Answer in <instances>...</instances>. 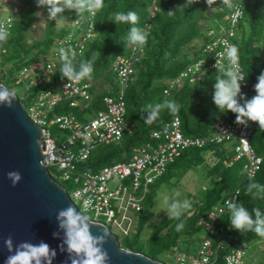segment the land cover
<instances>
[{
  "label": "trees",
  "instance_id": "1",
  "mask_svg": "<svg viewBox=\"0 0 264 264\" xmlns=\"http://www.w3.org/2000/svg\"><path fill=\"white\" fill-rule=\"evenodd\" d=\"M153 1L157 8L152 18V27L148 33L147 43L143 45L144 56L136 64L132 80L124 92L125 118L133 125L132 132L125 133L117 143L97 146L87 160L77 164L81 169L97 171L104 165L128 160L133 147L151 141L149 137L151 130L174 116L180 119L182 133L190 136L207 134L216 118L236 121V114L221 112L213 102V86L218 71L216 68H205V71L194 81L189 82L186 79L169 88L167 93L164 92L171 79L177 77L189 64L203 56L206 27L221 20L227 12L226 7H220L222 0H216V3L210 8L206 0H198V2L184 7V11L178 8L186 5L187 0H104L102 7L96 11L95 15L96 38L87 45L80 58L74 59L78 69L82 60H92L94 57V71L91 78L82 79V81L101 80L102 84H108V87L101 88V91H96L94 85L92 86L93 98L90 109H103L102 96L115 94L118 85L111 66L116 55H126L129 52V44L126 47L124 39L133 25L123 22L117 24L114 21L115 14L121 11L136 12L138 15L136 26L140 27L143 25ZM19 4L20 10L10 32L5 39L0 40V66H2L0 82L4 85L11 82V75L23 65H28L46 56L53 42L63 34L62 31L57 30L56 22L49 19L45 37L30 44L26 43L25 32L35 16L37 2L36 0H19ZM242 5L244 16L237 24V33L232 38V42L237 48L239 62L246 76L244 94L250 99L256 95L254 85L258 82L257 77L261 72H264V19L262 17L264 0H242ZM211 8L214 11L212 17H208L206 12ZM168 10H176V13L169 17L166 14ZM199 39L201 40L199 44L194 43ZM187 48H191L192 51H187ZM2 49H5L4 53L1 52ZM221 63L227 64V61L223 60ZM61 64L62 61L56 66L49 83L45 86L31 87L25 91L22 98L16 95L24 104H27L28 95L26 94L45 90L57 81L65 79L66 77L62 78L60 72ZM165 99L179 103L180 111L171 114L165 109L160 112L155 121L146 123L142 119L148 115L144 111L146 106L160 103ZM69 112L83 118L77 109L70 108L65 101L59 102L53 110V113ZM56 137L61 138L60 134ZM250 142L255 152L262 158L259 170L251 178L255 182L264 184V130H260L258 123L254 125ZM223 147L224 145H210L203 148L185 149L177 159L170 163L165 174L150 187L144 201V209L138 217L136 232L132 234V238L128 237L119 242L120 245L145 253L153 259L161 260L162 254L168 253L172 246L180 247L182 237L195 235L202 230V226L198 223L200 218L206 216L213 205L221 203L224 191L230 192L238 189V202H243L249 211L253 207H259L264 212V199H252L247 193L250 181L244 175V158L237 159L228 166H225L221 160L214 164L207 161L205 152L213 148L218 155L223 157ZM226 154L228 157L232 156L230 152ZM197 165L206 169L208 183L205 188L201 190L196 201H190L191 208L179 220L166 218L157 223L150 233L148 245L145 246L140 239V234L148 216L149 205L155 196V189L159 185L158 182H161L167 175L170 176V170L175 166L183 172L188 167ZM49 170L56 176L53 167ZM63 182L65 184L62 185L70 191V181ZM189 212H191L190 215H188ZM181 222L184 227L181 231H177L176 225ZM168 225L169 231L165 235H158ZM208 236L214 248H217L218 242L224 243L223 247L217 248L216 264H224V255L237 243L241 241L249 243L263 238L254 231L241 233L233 229L228 209L214 221Z\"/></svg>",
  "mask_w": 264,
  "mask_h": 264
},
{
  "label": "built area",
  "instance_id": "2",
  "mask_svg": "<svg viewBox=\"0 0 264 264\" xmlns=\"http://www.w3.org/2000/svg\"><path fill=\"white\" fill-rule=\"evenodd\" d=\"M12 1L15 0H0V25L4 26L7 34L18 14L14 7H10ZM233 3L238 7L229 9L221 4L220 7H226L227 12L221 20L206 27L203 56L171 79L164 90L165 93L186 79L189 82L194 81L205 68H214L218 56L220 62L227 61L225 49L227 46H234L232 38L236 36L237 24L244 16L242 0H233ZM156 8L153 1L143 25L140 26L147 33L152 27ZM64 15L67 22L55 25L63 34L53 42L49 53L38 61L23 65L11 75V83L23 86L21 98L31 87L49 83L56 66L61 62V47L73 49L76 53L74 59H78L85 52L87 45L96 38V11L94 14L85 11L79 16L73 10L66 11ZM262 17L264 19V9ZM1 52L4 53L5 49ZM143 56V46L133 44H129L128 54L115 56L111 67L118 88L115 94L102 96L103 109H90L93 98L92 82L69 81L67 78L57 81L45 90L26 94L28 103L24 104L26 115L41 128L44 141L42 156L48 169L53 167L55 174L62 181H70V191L67 192L79 210L82 209L96 221L107 225L117 237V234L124 237L136 232L138 217L144 209V201L151 185L165 174L168 165L185 149L224 145L223 157L212 148L206 157L207 161L214 164L221 160L228 166L233 161L244 158V175L248 178L256 174L262 162L261 156L255 152L250 142L255 122L248 121L247 125H240L235 121L216 118L207 134L190 136L182 133L180 119L174 116L151 130V141L133 147L128 160L104 165L97 171L79 168L77 164L87 160L97 146L117 143L125 133L132 132L133 125L125 118L124 92L132 80L136 64ZM236 64L238 70L245 75L238 55ZM245 88L246 80L242 82L243 94ZM62 101L67 102L70 108L77 109L83 118L71 112L53 113L54 108ZM49 125L57 126L63 131V136L59 139L53 137L48 129ZM229 152L231 157L226 154ZM51 175L54 177L52 173ZM236 195L238 189L222 193L221 203L213 205L207 215L201 217L198 222L202 230L197 233L200 239L195 251L188 253L178 246H172L168 252L171 258L169 264H216L217 248L223 247L224 243L220 241L217 248H214L208 235L214 221L226 211L225 201ZM246 245L243 241L237 243L224 255V264H248L244 260Z\"/></svg>",
  "mask_w": 264,
  "mask_h": 264
},
{
  "label": "clouds",
  "instance_id": "3",
  "mask_svg": "<svg viewBox=\"0 0 264 264\" xmlns=\"http://www.w3.org/2000/svg\"><path fill=\"white\" fill-rule=\"evenodd\" d=\"M38 7L46 9L48 19L55 21L57 25L67 22L65 11H75L79 16L83 12L94 14L103 5V0H36ZM198 0H187L186 5L179 7L184 11ZM209 8L216 3V0H206ZM222 4L232 9L238 7L233 0H222ZM176 10H168L166 14L171 17ZM39 14V13H37ZM114 21L119 24L131 23L127 36L125 37L126 47L128 44L143 46L147 43L148 33L141 27H137L138 15L134 11H121L115 14ZM7 31L3 25H0V40L5 39ZM71 39V37H69ZM228 63L222 64L218 56L217 62L213 65L216 68L214 93L212 96L214 104L224 113L232 112L236 114V123L247 125L248 121L258 123L260 130H264V72L257 77V83L254 85L256 95L250 99L242 93V82L246 80L237 67L236 56L237 48L227 46L224 52ZM76 53L71 48L59 49V57L62 61L60 72L62 78L69 81H80L90 79L94 71V57L92 60H82L78 69L74 63ZM15 100V93L11 90L0 87V105H6L11 108ZM181 105L174 100H167L156 104H148L144 111L147 116L142 117L146 123H152L158 117L161 111L168 110L171 114L180 111ZM40 166H45V161H40ZM243 175V173H241ZM8 179L15 187L22 180L19 171H9ZM247 193L252 199H264V184H260L249 177ZM238 196V195H236ZM236 196L225 201V207L230 213V221L233 229L243 233L244 231H254L258 236L264 237V212L259 207H253L251 211L243 202H238ZM191 208V202L187 199L183 201L173 200L165 209L169 219H180L182 215ZM56 219L58 227L63 232V240L59 245L61 252H67L68 256L65 264H109L110 256L104 245L107 243L111 233L107 227L103 228L99 235L92 232L93 226L98 222L87 215L82 209L77 211V207L68 205L66 208L58 210ZM183 222L176 225V230L181 231ZM54 237L59 238L60 232H54ZM4 245L10 253L5 259L4 264H53L57 256L55 249L48 243L41 240L38 243L31 241H22L15 244L11 235L4 241Z\"/></svg>",
  "mask_w": 264,
  "mask_h": 264
},
{
  "label": "water",
  "instance_id": "4",
  "mask_svg": "<svg viewBox=\"0 0 264 264\" xmlns=\"http://www.w3.org/2000/svg\"><path fill=\"white\" fill-rule=\"evenodd\" d=\"M2 86L9 89L0 82ZM42 150L41 128L26 115L24 103L15 93L11 108L0 105V264H4L10 254L4 245L9 235L15 244L45 241L57 252L53 264H65L67 259V252H61L59 248L63 232L58 227L56 216L58 210L77 205L62 183L51 175L48 165L40 166ZM9 171H19L22 175V180L15 187L8 179ZM77 211H80L78 207ZM97 222L92 228L94 235L108 228ZM54 232H60V237H54ZM110 233L104 245L110 256L109 264H165L145 253L122 247L118 237Z\"/></svg>",
  "mask_w": 264,
  "mask_h": 264
},
{
  "label": "rangeland",
  "instance_id": "5",
  "mask_svg": "<svg viewBox=\"0 0 264 264\" xmlns=\"http://www.w3.org/2000/svg\"><path fill=\"white\" fill-rule=\"evenodd\" d=\"M10 7H14L16 12L19 13L20 4L19 0L12 1ZM214 9L207 10V15L210 17L213 14ZM39 13V14H37ZM48 13L46 9L36 6L35 16L28 26L25 36L26 43L30 44L34 41L41 40L45 37L47 30V22L49 21ZM201 40L195 41L194 43L199 44ZM187 51H192L191 48H187ZM44 57V56H43ZM96 91H101V88L108 87V84H102L101 80H96L92 82ZM6 86L21 97L23 92L22 85H15L14 83L9 82ZM48 129L52 132L53 137L63 136V131L59 130L55 125H49ZM56 133V134H55ZM58 133V135H57ZM57 138V137H56ZM59 139V138H58ZM105 145V144H103ZM209 151L205 152V155L208 156ZM52 167H49L51 169ZM170 176H166L161 182H158L155 189V196L149 205V212L146 218L145 224L140 234V239L144 242L145 246L148 245V240L150 233L157 223L161 220L169 218L167 211L165 210L173 200L183 201L187 199L189 201H196L197 197L201 194V190L208 183V177L206 174V169L201 165L191 166L181 172V169L174 167L170 170ZM54 178L62 184H65L57 175ZM191 212L188 213L190 215ZM89 215V214H87ZM169 231V225L163 228L158 235H165ZM118 235V241L122 242L125 238H132L130 236H121ZM189 239V242H188ZM198 234L187 236L185 235L181 239L180 249L186 250L188 253H193L198 246L199 240ZM246 254L244 260L252 264H259L260 261V252L258 250L257 240H253L248 243L246 247ZM161 260L165 264H169L171 258L168 253H163Z\"/></svg>",
  "mask_w": 264,
  "mask_h": 264
},
{
  "label": "crops",
  "instance_id": "6",
  "mask_svg": "<svg viewBox=\"0 0 264 264\" xmlns=\"http://www.w3.org/2000/svg\"><path fill=\"white\" fill-rule=\"evenodd\" d=\"M211 17H212V15H211ZM257 243H258V250L260 252V261H259V264H264V237L261 238V239H257ZM247 245H248V243H247ZM247 245H246V247H247ZM245 254H246V252H245ZM250 262H247V263L248 264H252L254 261L252 263H250Z\"/></svg>",
  "mask_w": 264,
  "mask_h": 264
}]
</instances>
